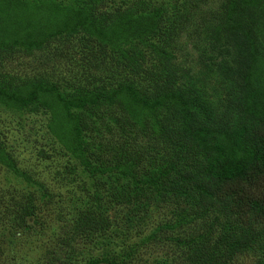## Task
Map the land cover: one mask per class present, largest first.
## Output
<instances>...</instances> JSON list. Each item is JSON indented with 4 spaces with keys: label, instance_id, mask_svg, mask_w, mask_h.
I'll use <instances>...</instances> for the list:
<instances>
[{
    "label": "rangeland",
    "instance_id": "rangeland-1",
    "mask_svg": "<svg viewBox=\"0 0 264 264\" xmlns=\"http://www.w3.org/2000/svg\"><path fill=\"white\" fill-rule=\"evenodd\" d=\"M245 1L0 0V264H264V206L227 211L196 172L247 119L227 100L264 98Z\"/></svg>",
    "mask_w": 264,
    "mask_h": 264
},
{
    "label": "trees",
    "instance_id": "trees-1",
    "mask_svg": "<svg viewBox=\"0 0 264 264\" xmlns=\"http://www.w3.org/2000/svg\"><path fill=\"white\" fill-rule=\"evenodd\" d=\"M244 7L241 8L244 16L252 19V13L257 12L256 4L254 0H246L243 2ZM242 14L236 18L237 22H241ZM258 18V17H257ZM130 24V23H129ZM143 27H147L149 23H141ZM130 29H127L126 33H119L118 36L123 37V35L134 32L133 27L128 25ZM146 28L140 29L144 31ZM257 31H262L256 28ZM253 39H256V35L251 34ZM113 38H108V41H112ZM245 47L241 48V52L237 54V60H234L239 63V66L246 70V74H242L241 86L245 88L248 85L249 79L255 80L254 71L258 69L249 62L247 52L244 51ZM254 63V62H253ZM253 67V70L252 67ZM264 95V92L262 93ZM254 94V95H262ZM251 96V95H250ZM8 97V95L6 96ZM244 97V96H240ZM250 100L249 106H244V104H237L232 99H228L227 103L232 107H235V112L239 117L247 118L246 121L242 123V126L237 128L234 132L222 135L223 139L226 140L228 145V155L223 157L219 156L221 160H217V155L215 157H209L205 160L203 169H197V173H201L205 177V181L202 183V189L206 198H219L221 200L227 199V204L232 203L231 206L225 207L227 211L235 213H246L249 214L254 211H261L264 206V202L257 195L256 184L258 182L264 183V178L259 176L264 175V98L257 103H254V97H248ZM34 96L28 95L24 98H15V103L18 105H26L30 100H33ZM196 99V98H195ZM131 100L134 102L137 101L136 98L132 97ZM85 101V100H82ZM181 112L183 121L181 123V133L187 136L189 139H199L206 138L208 143L212 142V137L214 132H206L205 130H193L194 122L189 121L188 116L191 115V112H187L186 107L182 102ZM225 112H231L225 108ZM207 136V137H205ZM203 141V140H201ZM199 141V142H201ZM199 147L204 146L203 144H198ZM237 154V155H235ZM195 179V177H193ZM213 180H216L220 183H234V182H245L243 186L234 188L230 191L220 190V185H217ZM197 183L194 182L190 184L191 186L196 187ZM260 195V194H259Z\"/></svg>",
    "mask_w": 264,
    "mask_h": 264
}]
</instances>
